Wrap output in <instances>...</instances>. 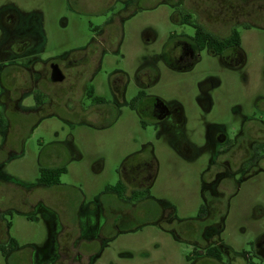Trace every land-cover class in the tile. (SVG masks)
Returning <instances> with one entry per match:
<instances>
[{
	"label": "flooded vegetation",
	"instance_id": "flooded-vegetation-1",
	"mask_svg": "<svg viewBox=\"0 0 264 264\" xmlns=\"http://www.w3.org/2000/svg\"><path fill=\"white\" fill-rule=\"evenodd\" d=\"M142 1L68 0L71 9L75 3L84 8L87 15L112 17L98 27V36L88 46L48 56L41 52L45 38L37 14L30 13L28 15L33 16L22 20V14L15 7L9 5L0 9V26L4 30V40L0 44V129L7 135L17 129L15 139H20L21 143L40 127L44 117L58 116L63 109L69 116L85 113L118 116L121 108L127 106L137 113L143 130L165 134L172 149L187 165L193 168L198 164L195 171H200L202 202L195 216L179 218L175 207L151 196L157 159L154 144L146 142L123 163L121 177L125 190L122 196L108 187V201H103L100 207H90L88 212L67 220L68 223L63 218L56 221L57 227L66 230L68 243L62 246L57 240L52 264H82L83 253H93L95 246L103 247L106 231L130 224L138 212L152 215L159 225L167 223V231L189 244L191 251L186 255L189 264H262L264 231L251 250L240 252L226 244L221 234L234 199L246 191L264 196V83L249 84L254 88L252 96L219 99L215 92L222 83L213 72H208L206 79L199 83L198 126L194 125L190 131H187L189 120L182 105L168 102L151 92L161 79L159 61L171 72L184 74L193 70L204 55L216 58L231 72L246 66L248 59L241 46L223 44L225 38L239 32V8L234 0H164L175 8L170 18L176 29L170 32L162 50L131 72L126 69L108 72L106 92L100 93L101 56L113 48L108 27L122 26L124 20L137 13L135 8ZM249 1L259 4L257 8L263 10L264 17V0ZM103 2L110 5V12L95 10ZM117 4H120L119 8H115ZM254 16L253 11L246 13L247 21L242 25H249L246 28L250 29ZM206 33L215 40H208ZM143 36L149 42L157 37L151 30L145 31ZM131 85L136 87V92L129 97ZM25 99H31L32 103L24 105ZM85 99L92 100L89 106ZM216 103L217 109H214ZM21 118L24 119L22 123ZM25 124L29 131H24ZM197 134L201 135L199 141L193 139ZM50 146L54 148L50 153L45 147L41 148L36 184L27 186L10 178V210L23 213L24 206H48L54 197H58V191L51 190L54 186L40 181L41 177H58L57 170L64 166V144L53 142ZM32 193L34 197H31ZM133 193H137L135 198ZM130 198H133L131 203ZM149 200L154 201V205ZM92 206L96 204L92 203ZM254 209L256 220L262 222L264 205L257 203ZM10 227L11 222H8ZM85 228L95 232L86 234ZM61 237L62 233L58 238ZM32 249L40 254L39 249ZM7 252L12 259L24 261L19 256L23 252L20 243Z\"/></svg>",
	"mask_w": 264,
	"mask_h": 264
},
{
	"label": "rangeland",
	"instance_id": "rangeland-1",
	"mask_svg": "<svg viewBox=\"0 0 264 264\" xmlns=\"http://www.w3.org/2000/svg\"><path fill=\"white\" fill-rule=\"evenodd\" d=\"M234 3L240 11L241 26L238 29L241 49L248 59L246 66L231 72L216 58L204 55L193 70L184 74L171 72L161 61L157 63L161 69V79L152 87L151 92L168 102L182 105L189 120L187 131L194 125L198 126L199 83L206 79L208 72H213L222 83L215 92L219 99L252 96L254 88L249 84L255 81L264 83L263 10L257 8L259 4L255 1L234 0ZM9 5L22 14V20L33 16L28 15L30 13L37 14L45 38L41 48L44 56L88 46L98 36V27L112 17L87 15L85 9L75 3L74 9H71L68 0H0V9ZM109 6L103 2L95 10L108 13L111 11ZM119 7L120 4L115 6ZM174 9L164 0H143L135 8L137 13L124 20L120 28L108 27L109 42L113 48L101 56L98 76L101 85L98 92H106L108 72L115 69L131 72L162 50L170 32L176 29L170 18ZM252 11L255 15L254 23L248 29L249 25L242 24L247 21L246 13ZM147 30L157 35L155 41L149 42L143 36ZM3 31L0 26V44L4 40ZM135 92L136 87L131 85L129 97ZM84 102L89 106L92 100L85 99ZM31 103V99H25L23 104ZM214 109H217V103ZM23 120L21 118V123ZM39 124L40 127L23 139V143L15 139L17 129L11 135L0 129V246L7 247L10 238L17 239L23 247L19 256L24 260L21 263L18 258L12 259L8 250V254H4L0 249V264H52L57 240L62 246L68 243V236L64 233L66 230L57 227L56 221L63 218L68 223L77 214L86 213L90 207H100L103 201H108L106 189L123 180L121 169L125 160L149 141L154 144L157 159L156 177H153L150 188L152 198L175 207L179 218L196 215L202 202L199 192L200 171H195L198 164L190 168L172 149L165 134L143 130L139 116L129 107L123 106L118 116L114 113L103 116L94 113L69 116L66 109H63L58 116L44 117ZM25 126L24 131H29L28 124ZM200 136L197 134L193 139L199 141ZM53 142L64 144L63 165L67 167L60 185L51 189L58 191V197H54L48 206H24L23 213L10 210V178L27 186L36 184L40 174L38 157L41 148L45 147L50 153L54 150L50 146ZM34 196L32 193L31 197ZM92 203L96 206H92ZM149 203L154 205L155 202L149 200ZM257 203L264 205V196L260 197L251 191L241 193L233 200V208L221 236L235 252L251 250L255 240L264 231V219L262 222L256 220L254 205ZM8 222H11L10 228ZM168 228L167 223L159 225L154 222L152 215L145 216L138 212L130 224L106 231L103 247L95 246L93 253H83L82 264H189L186 255L190 253L191 247L184 240L174 237L167 231ZM85 229L86 234L93 235L95 232ZM34 247L39 249L40 254H36L32 249ZM100 249L102 251L98 254Z\"/></svg>",
	"mask_w": 264,
	"mask_h": 264
},
{
	"label": "trees",
	"instance_id": "trees-1",
	"mask_svg": "<svg viewBox=\"0 0 264 264\" xmlns=\"http://www.w3.org/2000/svg\"><path fill=\"white\" fill-rule=\"evenodd\" d=\"M206 38L208 40H215L214 37H212L209 33L205 34ZM236 43L237 46H241V35L239 32H235L234 34H231L229 37L225 38L223 41V44H233ZM58 172V177H41L40 181L43 184H46L47 186H55V185H59L60 181H61V176L65 173H67V167L63 166L62 168L57 170ZM111 189L116 192L118 195L122 196V191L124 190V185L122 183V181H120L117 185L112 186ZM133 198H135L137 196V193H133ZM10 224V223H9ZM19 246V242L17 239L15 238H10L8 243H7V247L5 246H0V249H2V251L4 252V254H7V250L6 248H12V247H17Z\"/></svg>",
	"mask_w": 264,
	"mask_h": 264
}]
</instances>
